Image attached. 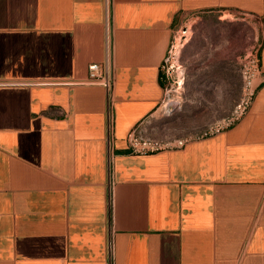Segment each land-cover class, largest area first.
I'll return each instance as SVG.
<instances>
[{
    "label": "crops",
    "instance_id": "1",
    "mask_svg": "<svg viewBox=\"0 0 264 264\" xmlns=\"http://www.w3.org/2000/svg\"><path fill=\"white\" fill-rule=\"evenodd\" d=\"M264 0H0V264H264V82L233 124L131 151L166 90L178 18ZM110 63L108 91L84 83Z\"/></svg>",
    "mask_w": 264,
    "mask_h": 264
},
{
    "label": "rangeland",
    "instance_id": "2",
    "mask_svg": "<svg viewBox=\"0 0 264 264\" xmlns=\"http://www.w3.org/2000/svg\"><path fill=\"white\" fill-rule=\"evenodd\" d=\"M262 37L258 17L218 9L181 15L163 61L166 96L152 128L179 140L233 123L243 97V61L260 49Z\"/></svg>",
    "mask_w": 264,
    "mask_h": 264
},
{
    "label": "built area",
    "instance_id": "3",
    "mask_svg": "<svg viewBox=\"0 0 264 264\" xmlns=\"http://www.w3.org/2000/svg\"><path fill=\"white\" fill-rule=\"evenodd\" d=\"M259 50L255 53L247 55L243 61L242 77H243V97L239 105L238 115L234 119L237 121L249 108L251 105L257 90L260 85L264 82V73L262 70ZM84 83L88 84H101L108 91V107H109V124H108V140L110 151L108 153V167L112 174L113 168V151H112V141H113V117L111 113V108L113 105V90L116 84L115 76L110 63H92L89 66V74ZM233 122V123H234ZM233 123H230L233 124ZM222 128H217V130ZM216 130V131H217ZM190 139H179L172 141H162L142 133H138L137 130H133L130 133L129 141L131 151L134 153H152L165 148H171L176 146H184Z\"/></svg>",
    "mask_w": 264,
    "mask_h": 264
},
{
    "label": "bare ground",
    "instance_id": "4",
    "mask_svg": "<svg viewBox=\"0 0 264 264\" xmlns=\"http://www.w3.org/2000/svg\"><path fill=\"white\" fill-rule=\"evenodd\" d=\"M180 41H181V40H180ZM177 43H178V42H177ZM180 44H181V43H180ZM175 49H176V47H175ZM175 49H174V50H175ZM177 49H178V48H177ZM173 101H174V100H173ZM173 101L170 100V101H169V105H170L171 103H174Z\"/></svg>",
    "mask_w": 264,
    "mask_h": 264
}]
</instances>
